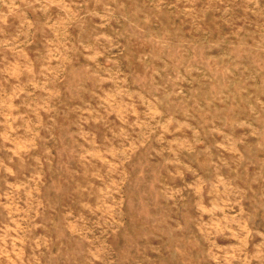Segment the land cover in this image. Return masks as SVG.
Instances as JSON below:
<instances>
[{"label":"rangeland","instance_id":"obj_1","mask_svg":"<svg viewBox=\"0 0 264 264\" xmlns=\"http://www.w3.org/2000/svg\"><path fill=\"white\" fill-rule=\"evenodd\" d=\"M0 264H264V0H0Z\"/></svg>","mask_w":264,"mask_h":264}]
</instances>
